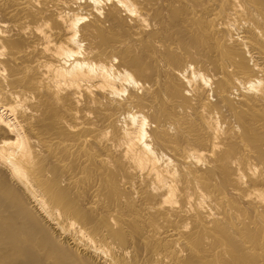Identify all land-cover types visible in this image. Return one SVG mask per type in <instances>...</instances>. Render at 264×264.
<instances>
[{
    "label": "bare ground",
    "instance_id": "1",
    "mask_svg": "<svg viewBox=\"0 0 264 264\" xmlns=\"http://www.w3.org/2000/svg\"><path fill=\"white\" fill-rule=\"evenodd\" d=\"M0 264H264V0H0Z\"/></svg>",
    "mask_w": 264,
    "mask_h": 264
}]
</instances>
